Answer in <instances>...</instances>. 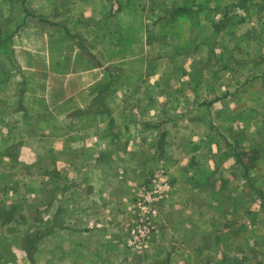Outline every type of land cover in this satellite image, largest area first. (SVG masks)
Returning <instances> with one entry per match:
<instances>
[{"label": "rangeland", "instance_id": "rangeland-1", "mask_svg": "<svg viewBox=\"0 0 264 264\" xmlns=\"http://www.w3.org/2000/svg\"><path fill=\"white\" fill-rule=\"evenodd\" d=\"M178 7L195 12L159 21ZM65 126L87 139L56 150ZM0 134V264H31L26 237L66 225V197L82 214L79 168L97 163L112 188L134 177L131 195L161 175L172 208L134 247L137 197L130 231L106 209L108 226H68L34 264H86L66 256L85 244L89 264H169L172 237L187 252L170 264H264V0H0Z\"/></svg>", "mask_w": 264, "mask_h": 264}, {"label": "crops", "instance_id": "crops-1", "mask_svg": "<svg viewBox=\"0 0 264 264\" xmlns=\"http://www.w3.org/2000/svg\"><path fill=\"white\" fill-rule=\"evenodd\" d=\"M40 104L41 103H39V107H40ZM39 107L37 109H40ZM2 109H4V107ZM16 113H18V114L21 113V110H19V112H16ZM66 124H67V122H66ZM92 125L93 126L95 125L94 129L96 128L98 131V135L96 137H94L95 139H93V140L96 141L97 145H99V144L105 145V137L106 136L102 135V137H101V135H99L100 134L99 132L105 129V123L96 122V123H93ZM52 127H54V126H52ZM66 127L67 126L64 127L65 130L60 128L59 131L54 130V128H51V145H55L56 150H58L59 145L61 147L63 145L69 146L73 142V140H75V139H78V140L83 139V138H84V140L87 139V135L85 132L84 133L81 132L80 137L79 136L77 137V136H74L73 133L70 130H68ZM85 130H87V128H85L83 131H85ZM60 131H62V132H60ZM7 139L8 138L6 135L0 134V145H3V143L5 141H7ZM57 162L58 161H56V164H57ZM67 165L70 166V164L68 162H67ZM79 170L82 172V174H88L85 177V180L91 179V183H88L89 180H87L86 184L81 187L82 196L79 199V202L81 201V203H79L80 204L79 208L81 209L82 214L80 216H76L77 213L79 214V209L77 207V204L70 201L69 198L66 197V201H68L70 204H68V202H67L66 206L61 209V212L65 208V212L68 216L66 219L67 220V223H66L67 228L65 227L66 225H63V223H57V222L53 221V222H50V224H51V227L53 226L54 228H51L50 230H46L43 233L38 232L36 235H28L26 237L27 239L25 238L27 241H28V238L29 239L33 238V240H32L33 246H32V249L30 250L31 259H29V261H31L30 262L31 264H34V262H35V256H36L35 249H36V246L38 244H40L41 242H43L47 238L56 241L57 239L61 238L60 234L62 232L67 231L68 226H70V225L73 226L74 224H82V225L86 226L85 230L81 231V232H85V233L91 232L96 227H101V226L106 227L111 222L106 221L104 218H106V215L108 216L107 212L110 210L115 211L117 209H124L125 214L127 211V217H128L127 222L129 219H130V222L128 223L129 225H127L126 227L130 228L129 231L131 230V227L133 224V215H132L133 201L138 196L137 195L138 188H136L133 191L132 195L130 193L132 190L131 189L132 185L138 184V182L133 183L134 181L131 180L134 177L124 178L122 182H120L118 180H114L113 184L121 186L122 188L120 189L116 185H113V188H112V187H110L109 183L106 182V177L104 175V172H100L102 170L100 169L99 163H97L96 165H89V166L88 165H86V166L82 165L79 168ZM68 172H69L70 176H73L74 171L72 169L69 170ZM82 174H81V176H82ZM137 187H138V185H137ZM116 190H118V194L116 193ZM173 190H174V186H173ZM170 195H172V192L168 193V195L166 197L167 199L166 198L164 199V200H166L165 202L163 200L157 206V216L153 220V232L151 233L152 235L150 238H152L153 234L157 231L158 220L161 217V213L163 214V210L165 209L163 207L172 208L171 201H170L171 199L168 200ZM106 209H108V211L105 212ZM75 212H77V213H75ZM129 212H130V214H129ZM164 214H165V212H164ZM55 215H58V212L55 213ZM111 220H116V219L112 218ZM57 225H59V226H57ZM112 227H113V225H112ZM100 231L105 234V236H104L106 238L105 240H107V238L115 239V235L110 234L109 231L107 233L104 229H100ZM129 231H128V233H129ZM74 233H77V232H74ZM74 237H80V235H75ZM126 238L127 237L125 235L124 245H125V240H127ZM181 238L182 237H177V239H176L175 237H172L171 240L166 241L168 246H169V243L171 242L172 247H173L174 243H178L177 248L173 249L172 252L170 250H168L166 255H164L165 258L163 260H167L168 261L167 263L170 264V259L175 257L176 255L178 256V259L179 258H186V252L187 251L181 250V248H180V242L184 241V239H181ZM70 240H73V239H70ZM140 248H142V247H140ZM168 249H170V246L168 247ZM100 250H101V248H100ZM27 251L28 250L23 251L26 257H27ZM130 252L142 253L143 251H132L131 250ZM97 254L102 256L103 252L99 251V252H97ZM66 256H67V258L69 257V258L88 259L86 264H89V258L95 257V253H94V249L89 247L88 244H85L84 246H81L78 248H72V249L67 248L66 249ZM27 259H28V257H27ZM83 264H84V261H83Z\"/></svg>", "mask_w": 264, "mask_h": 264}, {"label": "built area", "instance_id": "built-area-1", "mask_svg": "<svg viewBox=\"0 0 264 264\" xmlns=\"http://www.w3.org/2000/svg\"><path fill=\"white\" fill-rule=\"evenodd\" d=\"M170 182L161 175L147 179L136 198L135 229L127 240L129 247L139 246L146 242L153 231V220L157 216V206L171 190Z\"/></svg>", "mask_w": 264, "mask_h": 264}, {"label": "trees", "instance_id": "trees-1", "mask_svg": "<svg viewBox=\"0 0 264 264\" xmlns=\"http://www.w3.org/2000/svg\"><path fill=\"white\" fill-rule=\"evenodd\" d=\"M194 12H195L194 8L178 7V8L173 9L170 14L168 13L166 17L163 16V17L159 18V21L165 22V21L174 20V19H176L178 17L190 15V14H192ZM253 190H256V189H253ZM258 195L261 198V200L264 202L263 195L261 193H259V192H258ZM32 240H33V238H30V239L28 238V241L30 242V244H33ZM27 257H28V259H31L30 250L27 251Z\"/></svg>", "mask_w": 264, "mask_h": 264}]
</instances>
